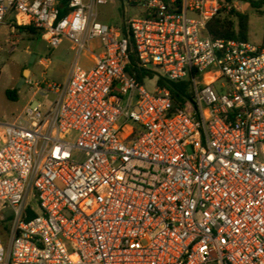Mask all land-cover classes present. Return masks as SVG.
Segmentation results:
<instances>
[{
	"label": "built area",
	"instance_id": "1",
	"mask_svg": "<svg viewBox=\"0 0 264 264\" xmlns=\"http://www.w3.org/2000/svg\"><path fill=\"white\" fill-rule=\"evenodd\" d=\"M122 2L119 29L110 0H0V27L74 52L0 119V264H264V46L211 37L225 0Z\"/></svg>",
	"mask_w": 264,
	"mask_h": 264
},
{
	"label": "rangeland",
	"instance_id": "2",
	"mask_svg": "<svg viewBox=\"0 0 264 264\" xmlns=\"http://www.w3.org/2000/svg\"><path fill=\"white\" fill-rule=\"evenodd\" d=\"M226 2V1H225ZM221 14L229 16L234 9L249 16V41L257 46H264V8L259 13L249 4L235 0L227 3ZM99 20L109 26L123 29L127 19L126 8L122 0H110L107 5L98 7ZM134 14L135 11H132ZM235 22L237 19L233 18ZM99 51L98 53H100ZM34 55L36 58L34 59ZM74 52L70 51L69 43L65 42L59 49L52 50L40 33L15 29L9 26L0 27V119L10 121L30 102L35 89L30 83H63L67 80ZM40 60L47 62V66L40 64ZM28 71L26 81L22 82L24 72ZM21 84V85H20ZM155 83L149 81L146 88L153 91ZM18 90L19 100L10 101L7 90ZM45 106L51 105L54 96L39 95L36 98ZM3 218V219H1ZM10 211L0 214V231L7 239L8 229L12 224Z\"/></svg>",
	"mask_w": 264,
	"mask_h": 264
},
{
	"label": "trees",
	"instance_id": "3",
	"mask_svg": "<svg viewBox=\"0 0 264 264\" xmlns=\"http://www.w3.org/2000/svg\"><path fill=\"white\" fill-rule=\"evenodd\" d=\"M227 3L231 4L235 0H225ZM241 3L249 4L254 10L261 13L264 8V0H238ZM237 19V22L233 18ZM21 30L30 31L33 34L39 33L30 27H19ZM208 31L213 38H224V39H236L241 41L249 40V16L232 10L229 16H224L222 14L215 17L208 25ZM131 74H135L138 80H142L143 73L137 68V61L134 54L131 55V67L129 68ZM1 76V75H0ZM161 86L169 88L172 92L173 97L178 104H183L185 98L190 97V86L189 82H182L179 84L166 83L160 81ZM6 96L10 101L16 102L19 100L18 90H7ZM9 232V227H7ZM2 236L3 233L1 232ZM8 235V234H7Z\"/></svg>",
	"mask_w": 264,
	"mask_h": 264
},
{
	"label": "crops",
	"instance_id": "4",
	"mask_svg": "<svg viewBox=\"0 0 264 264\" xmlns=\"http://www.w3.org/2000/svg\"><path fill=\"white\" fill-rule=\"evenodd\" d=\"M67 43H69V42H67ZM69 49H70V51H72V49H71V44H70V43H69ZM83 63H84L87 67L92 66V62H91V61L84 60ZM23 109H24V108H23Z\"/></svg>",
	"mask_w": 264,
	"mask_h": 264
},
{
	"label": "water",
	"instance_id": "5",
	"mask_svg": "<svg viewBox=\"0 0 264 264\" xmlns=\"http://www.w3.org/2000/svg\"><path fill=\"white\" fill-rule=\"evenodd\" d=\"M34 59L36 58V55H34V57H33ZM28 74V71H25L24 72V75H23V77H22V82H25L26 81V75ZM21 85V84H20ZM37 103V102H36Z\"/></svg>",
	"mask_w": 264,
	"mask_h": 264
}]
</instances>
